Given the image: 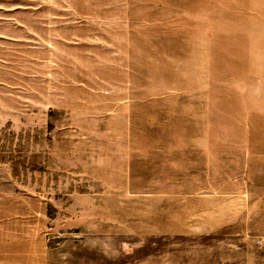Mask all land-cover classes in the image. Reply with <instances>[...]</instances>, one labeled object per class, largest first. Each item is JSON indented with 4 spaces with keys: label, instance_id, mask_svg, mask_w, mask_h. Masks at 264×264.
Returning a JSON list of instances; mask_svg holds the SVG:
<instances>
[{
    "label": "rangeland",
    "instance_id": "1",
    "mask_svg": "<svg viewBox=\"0 0 264 264\" xmlns=\"http://www.w3.org/2000/svg\"><path fill=\"white\" fill-rule=\"evenodd\" d=\"M0 264H264V0H0Z\"/></svg>",
    "mask_w": 264,
    "mask_h": 264
},
{
    "label": "crops",
    "instance_id": "2",
    "mask_svg": "<svg viewBox=\"0 0 264 264\" xmlns=\"http://www.w3.org/2000/svg\"><path fill=\"white\" fill-rule=\"evenodd\" d=\"M5 60L1 59V56H0V64H5Z\"/></svg>",
    "mask_w": 264,
    "mask_h": 264
},
{
    "label": "built area",
    "instance_id": "3",
    "mask_svg": "<svg viewBox=\"0 0 264 264\" xmlns=\"http://www.w3.org/2000/svg\"><path fill=\"white\" fill-rule=\"evenodd\" d=\"M261 242L264 243V236H262Z\"/></svg>",
    "mask_w": 264,
    "mask_h": 264
}]
</instances>
